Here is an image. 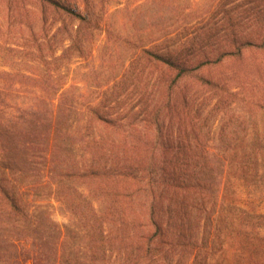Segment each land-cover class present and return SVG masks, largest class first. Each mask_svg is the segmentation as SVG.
<instances>
[{
	"label": "trees",
	"instance_id": "obj_1",
	"mask_svg": "<svg viewBox=\"0 0 264 264\" xmlns=\"http://www.w3.org/2000/svg\"><path fill=\"white\" fill-rule=\"evenodd\" d=\"M5 1L15 4L24 19L27 12L36 14L42 29L48 25V30H79L90 22L76 0ZM257 5L255 33L245 38L238 40L228 18L224 46L207 49L189 38L175 56L152 55L177 77L224 56L244 61V67L250 64L249 56L255 57V75L248 77L247 68L249 80L235 92L221 79L195 78L200 88L214 90L210 97H216L218 105L242 92L250 105L264 110V0ZM26 26L34 35L31 18ZM243 45L250 47L249 56L242 52ZM254 46L260 47L257 54ZM162 83V106L169 118L160 119L154 133L93 110L89 124L93 138L99 131V139L81 144L83 154L76 157L57 138L53 110L48 128L52 137H47L43 155L42 149L35 150L39 142L31 139L38 132L39 104L21 106L19 124H3L0 115V264H206L208 253L227 230L225 215L216 209L224 161L210 153L203 133L206 96H190L181 89L172 97L167 79ZM31 174L46 180L66 206L64 221L55 220L47 207L29 198Z\"/></svg>",
	"mask_w": 264,
	"mask_h": 264
},
{
	"label": "rangeland",
	"instance_id": "obj_2",
	"mask_svg": "<svg viewBox=\"0 0 264 264\" xmlns=\"http://www.w3.org/2000/svg\"><path fill=\"white\" fill-rule=\"evenodd\" d=\"M76 1L90 22L79 30H56V26L48 30V25L42 29L33 12H27L24 19L15 4L0 0L1 123L19 124L21 106L39 104L38 132L31 139L39 142L35 150L42 149L43 155L47 137H52L48 128L53 110L59 126L57 138L76 157L83 154L81 144L99 139V131L94 139L89 124L93 110L129 127H149L154 133L160 119L169 118L162 106L165 79L172 97L181 89L190 96H206L201 112L206 118L203 133L210 153L224 161L216 209L225 215L227 230L205 263L264 264V110L250 105L242 92L218 105L216 97H210L214 90L200 88L195 78L221 79L235 92L249 80L247 68L248 77L255 75L256 59L246 54L250 47L242 46L250 58L246 67L244 61L224 56L179 77L152 55L172 52L175 56L189 38L207 49L224 46L229 37L228 18L235 24L238 40L255 33L258 0ZM245 6L250 12L243 11ZM30 18L34 35L26 26ZM256 40L251 44L256 45ZM29 177L34 181L28 191L32 202L47 207L55 220L64 221L66 206L54 197L48 182L35 174Z\"/></svg>",
	"mask_w": 264,
	"mask_h": 264
}]
</instances>
